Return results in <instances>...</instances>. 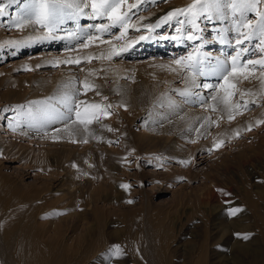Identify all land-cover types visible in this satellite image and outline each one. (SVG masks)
<instances>
[{
    "label": "rangeland",
    "instance_id": "374dc122",
    "mask_svg": "<svg viewBox=\"0 0 264 264\" xmlns=\"http://www.w3.org/2000/svg\"><path fill=\"white\" fill-rule=\"evenodd\" d=\"M193 2L126 0L123 27L92 17L109 28L99 44L60 36L83 15L53 30L0 24V264H264V69L233 81L239 108L212 99L223 90L194 95L223 83L214 72L240 48L264 53L258 38L236 44L229 8L198 28L169 16ZM148 54L162 60L131 65ZM90 104L85 127L76 106Z\"/></svg>",
    "mask_w": 264,
    "mask_h": 264
},
{
    "label": "snow or ice",
    "instance_id": "6c2138e0",
    "mask_svg": "<svg viewBox=\"0 0 264 264\" xmlns=\"http://www.w3.org/2000/svg\"><path fill=\"white\" fill-rule=\"evenodd\" d=\"M13 3L20 4L21 0H12ZM126 0H84V3H76L75 0H26L23 6L20 8V11L12 21V24L17 28H23L29 24L39 25L42 28H50V25L54 20L62 19L65 15L69 18H76L79 13L83 11L84 8L91 7V16L92 17H104L106 16L112 25L115 26L119 24L121 27L124 26L125 20L127 18V12H121ZM264 3V0H194L192 4H189L186 9H177L174 13H169V16L179 15V14H191L192 19L189 20V23L192 24L193 28H198V25L195 23V20L207 13V19H212V14L215 13L218 18L225 15L224 9H231L232 15L235 16L237 13L240 14L241 23H238L237 33L238 38L236 39L237 45H243L245 41L249 43L253 38H258V44L255 45L261 53H264V11L260 10V5ZM129 10L136 7V5H129ZM71 10V11H69ZM255 12L257 19L253 22L251 19H247L245 14ZM6 15V5L0 4V16ZM244 28L247 31H241L240 29ZM106 29H97V31H103ZM191 34L188 36V39H194ZM93 37H89V40ZM143 39V37H141ZM175 39V37H173ZM250 49L247 47L240 48L237 51V54L231 58V66L224 65L219 69L218 72H214L222 77L223 83L217 85L205 84V88H212L215 92L219 93L223 90V95L217 96L212 95L214 101L219 99V102L224 104L227 108L231 109L232 107L239 108L240 104H232L231 98L236 94L239 89L236 88V83L233 81L240 82L241 80H249L255 73L257 66L261 69H264V58L253 60L251 58L243 59V56L248 55ZM254 54V52H253ZM119 55V52L116 53ZM191 60V57L188 58ZM79 63L76 61H69ZM176 64L180 65L182 62L180 60L175 61ZM204 75L203 72L200 73ZM231 78V79H230ZM260 83L264 87V71L260 72ZM85 87H88L85 85ZM241 96L245 95L244 92L240 93ZM250 94V93H249ZM79 105L76 106L77 110L75 111L76 121L80 124L85 125V127L92 122V119H97L96 111L100 106L97 104H90L84 108L83 113L78 110ZM244 107H247L245 103ZM216 108L213 106V111ZM72 111V109H70ZM233 117L229 115V119ZM122 187L127 188L128 185H122ZM132 203V201H129ZM236 211L233 210L232 215L236 214ZM243 239L247 240L248 236L244 235ZM115 255L121 254V249L117 245L114 249Z\"/></svg>",
    "mask_w": 264,
    "mask_h": 264
},
{
    "label": "bare ground",
    "instance_id": "6f19581e",
    "mask_svg": "<svg viewBox=\"0 0 264 264\" xmlns=\"http://www.w3.org/2000/svg\"><path fill=\"white\" fill-rule=\"evenodd\" d=\"M26 2V0H21V3L19 5H16V3H13L12 0H5V5H6V17L2 18L0 20V24H8V23H12L13 19L15 17H17L19 11H20V8L23 6V4ZM76 3H80L81 5L84 3V0H75ZM71 11V10H69ZM86 16L88 19L87 21H85V23L83 25H80L79 28H77V33L74 34L73 32H64V33H61L60 36H62L63 38H68L72 36V34L74 35L72 39H75V35H78L77 38H82L83 36H86V39L89 40V37L87 38V35L85 33L88 34V36L90 37H93V39L89 40V41H92L94 43H97L99 44L101 41L104 40V38L102 37L103 34H106L107 31H109V28H108V25L106 23H103V24H97L98 27H92V16H91V7L89 6L88 8H84L83 11L81 13L78 14V16L76 17V21L79 19L78 17L79 16ZM106 17V16H105ZM207 18V17H205ZM66 19H70L67 15H65L62 19H57V20H54L53 23L50 25V28H47V29H51L53 30L54 28H58L60 23H64ZM109 20V19H108ZM209 22V21H208ZM210 23H212V21H210ZM38 26V25H36ZM141 26V25H139ZM147 29L151 28V25H147L146 26ZM30 28V24L29 25H26L24 26L23 28H18L20 30H27ZM61 30H64L63 28H59ZM69 29V27L67 28ZM97 29H106V30H103V31H97ZM108 39V38H107ZM154 39V38H153ZM62 40V39H61ZM109 40V39H108ZM53 41V40H52ZM50 41V42H52ZM65 40H63L64 42ZM141 41V40H140ZM106 42V41H105ZM149 42L148 41H142L139 43L136 42V43H133V45H129V48L130 50L129 53H132V51H135V48H139L138 46H141V47H145L147 45V43ZM139 43V44H138ZM175 43L177 44H181L182 42H179V41H176ZM138 44V45H137ZM148 45H151L150 43H148ZM151 47V46H150ZM225 45L224 44H219V48L220 50L224 51L225 50ZM222 48V49H221ZM227 48V47H226ZM229 48V47H228ZM235 50V49H234ZM127 51V53H128ZM145 51V50H144ZM236 54V53H235ZM149 55V54H148ZM147 57V56H146ZM159 60H162V59H157V57H155L153 54L152 55H149V57L145 58V59H135V62L132 63L131 65L132 66H139L140 64H148V63H152V62H156V61H159ZM154 64V63H153ZM145 66V65H143ZM141 66H139V69H140ZM196 82V85L194 86L196 88L197 91L194 92V95L195 96H198V94H203L204 96L206 94H204L205 91L209 90L210 88H205L204 85L205 84H209L207 82ZM208 93V92H207ZM212 93V92H210Z\"/></svg>",
    "mask_w": 264,
    "mask_h": 264
}]
</instances>
